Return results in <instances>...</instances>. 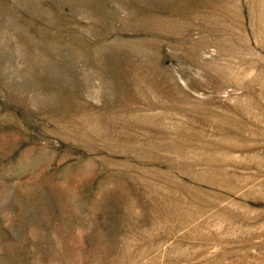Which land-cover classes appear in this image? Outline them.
<instances>
[{"label":"rangeland","instance_id":"obj_1","mask_svg":"<svg viewBox=\"0 0 264 264\" xmlns=\"http://www.w3.org/2000/svg\"><path fill=\"white\" fill-rule=\"evenodd\" d=\"M0 264H264V0H0Z\"/></svg>","mask_w":264,"mask_h":264},{"label":"bare ground","instance_id":"obj_2","mask_svg":"<svg viewBox=\"0 0 264 264\" xmlns=\"http://www.w3.org/2000/svg\"><path fill=\"white\" fill-rule=\"evenodd\" d=\"M262 19V18H261ZM262 21H263V19H262Z\"/></svg>","mask_w":264,"mask_h":264}]
</instances>
